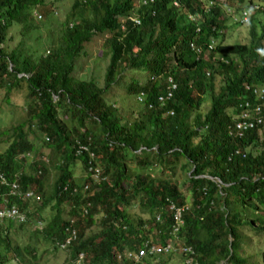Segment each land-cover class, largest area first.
<instances>
[{
  "label": "trees",
  "instance_id": "1",
  "mask_svg": "<svg viewBox=\"0 0 264 264\" xmlns=\"http://www.w3.org/2000/svg\"><path fill=\"white\" fill-rule=\"evenodd\" d=\"M138 1L74 0L60 39L55 41V37L49 44L48 54H36L31 49L26 53L21 42L18 49L9 48L8 30L13 24L23 25L22 29L31 25L37 13L33 9L45 1L0 0V86L25 94L26 115L0 135L9 138L0 154V172L10 180L21 173L19 184L26 190L31 184H41L26 172V162L38 179L46 174L43 164L38 167L33 160L37 140L43 139L61 155V176L51 196L58 213L41 232L55 245L65 237L70 219H75L79 237L69 249L67 264L80 251L91 254L92 264H122L112 248L123 251L134 237L144 234V220L135 224L127 214L134 204L152 220L160 215L156 225L162 226L160 240L165 239L173 222L174 212L167 210L170 203L186 208L179 237L191 251L184 264H248L252 255L247 257L244 242L264 235V132H260L264 124L243 136L230 134L229 125L235 126L233 117L247 101L252 108L262 106L264 116V101L254 94L256 88L264 87V29L259 36L257 25L251 24L250 43H225L227 8L217 0L207 9L197 0H175L178 5L174 0H157L152 7L139 10L141 25L122 23L123 17L136 10ZM249 4L258 6L263 15L264 6L252 0ZM191 14H199L200 23L191 20ZM94 35H103L109 49L103 87L94 79L78 80L73 73L77 57ZM212 38L218 42L208 50ZM191 42L201 47L200 56ZM122 65L149 74L148 81L133 80L126 88L130 95L145 93L143 109L127 119L104 98L120 80ZM169 75L177 90L162 105L159 97L168 92ZM206 99L210 107L202 113ZM78 144L94 153L93 163L101 169L99 182L85 175L90 182L86 191L71 168L78 159L88 172L87 152L76 156ZM21 154L32 159L20 158ZM66 186L68 191H64ZM75 187L78 194H73ZM39 190L43 192L41 185ZM12 202L27 208L17 198ZM64 204L71 208L68 219L60 212ZM99 215V231L86 235ZM27 223L0 222V264H36L33 260H39L34 247L17 244L18 231ZM244 230L255 235L245 236ZM262 257L264 262V253ZM146 264L157 263L148 258Z\"/></svg>",
  "mask_w": 264,
  "mask_h": 264
},
{
  "label": "rangeland",
  "instance_id": "2",
  "mask_svg": "<svg viewBox=\"0 0 264 264\" xmlns=\"http://www.w3.org/2000/svg\"><path fill=\"white\" fill-rule=\"evenodd\" d=\"M45 3H42L33 9L34 13H40L43 15L42 18H38L33 13L31 25H25V28L22 29L23 25L13 24L12 27L8 30V35L10 36V41H7L9 48H19L20 42L23 43L22 48L27 52L31 53V50L36 54H48L49 44L54 40H59L62 36V25L66 20V16L71 9V5L74 0H44ZM252 2L264 6V0H252ZM53 3V8H52ZM250 0H226L224 5L227 7L233 8H246L250 6ZM138 2L136 4V13H139ZM55 11L53 12L52 11ZM250 15L252 18L251 24H256V32L260 36L264 29V16L258 11L254 10L252 7L249 8ZM237 17H240L241 11L236 14ZM226 23L225 35L222 36V41L227 44L232 43H250L252 41L251 34V24H242L235 25L230 19H227L224 16ZM107 37V36H106ZM105 38L103 35H94L92 40L85 44L82 53L77 57L75 62V71H73L74 76L78 80H90L94 79L95 83L99 87L104 86V76L106 67L109 63V49L104 45ZM218 40H216L217 44ZM31 49V50H30ZM215 58L220 59L218 55H214ZM122 67V73L120 74V80L113 86H111L106 94L104 93L105 101L108 104H114L115 108L119 111L122 117L127 119V116L132 114L137 115L142 109L143 105L138 103L137 96L127 94L126 88L133 80L138 82H146L149 80V74L146 71L134 69L131 67ZM23 88V87H22ZM220 89V77L215 79V92L218 93ZM14 91V92H13ZM13 92V94H12ZM25 103V94L19 89H13L8 91L5 87L0 86V135H4L11 126L19 124L26 115L23 111V104ZM210 107L208 99L204 101L202 106V113H206ZM68 123L70 121L66 120ZM72 123V122H71ZM261 133L264 132V129L260 130ZM9 145V138L6 136L0 137V154L5 152L6 148ZM37 153L33 154V160L37 162L40 167L43 164V167L46 170V174L38 179V175L33 173V169L27 164L25 165V170L29 174L32 173L37 180L41 181V186L43 192H40L39 186L37 184H31L29 188L37 191L38 194L42 196V203L37 201H31L27 203V208L25 211L28 214V224L22 230L18 231V240L17 244L21 247L23 245H28L36 249V254L39 256L38 261H34L36 264H67L70 259V252L54 249L53 244L46 239L44 234L41 232L51 221L54 220L56 214L58 213L56 204L52 201V195L54 193V188L56 186V181L59 180L61 176L60 169L58 168L60 154L54 151L49 146H46L43 142L37 140ZM32 158V157H31ZM44 160L45 162H43ZM128 166L131 168L135 167V163L128 162ZM155 173L158 172L156 168H152ZM72 172L74 179L83 185L86 182L87 177L86 172L82 166L80 160H76L73 164ZM146 172V170H145ZM148 173V172H146ZM157 175V174H152ZM179 180L181 182L182 178ZM186 181V180H185ZM182 190L189 197L186 188L181 184ZM70 208L67 205H63L60 208L62 217L64 219L70 218L69 214ZM127 214L130 215V218L137 224V221L141 218L144 222L148 223L149 226L152 224L150 216L145 212L143 208H140L138 204H134L130 208H127ZM264 216V215H263ZM101 215L96 217V223L90 226L86 230L87 235H93L97 233L100 229L99 219ZM43 221V225H40L38 221ZM175 220L174 218L172 219ZM43 228H36L38 226ZM245 236H254L255 233L252 231H243ZM155 232H152L148 235L149 238L155 239ZM258 236V235H257ZM254 236V240L251 242L250 239H246L244 245L248 247L247 257L249 254L252 255L249 258L248 264H264L263 262V253H264V235ZM248 242V243H247ZM171 256H162L163 259H158V263L163 264H184V259L187 255L178 254L176 250H173L170 253ZM30 258V256H29ZM258 262V263H256ZM226 263V262H225ZM224 263V264H225Z\"/></svg>",
  "mask_w": 264,
  "mask_h": 264
},
{
  "label": "built area",
  "instance_id": "3",
  "mask_svg": "<svg viewBox=\"0 0 264 264\" xmlns=\"http://www.w3.org/2000/svg\"><path fill=\"white\" fill-rule=\"evenodd\" d=\"M197 1H199L202 4V7L204 9H207L210 5L214 3L212 0H197ZM217 1H221V0H217ZM154 2L155 0H142V3L147 6L150 4H153ZM174 4L178 5V2L175 1ZM253 9L257 11L259 7L254 6ZM229 13L235 23L248 24L250 21L251 15H250L249 10L241 11L240 17H237L236 13L233 12V10H229ZM263 16H264V12H263ZM38 17L42 18V15L38 14ZM189 18L197 23H200L201 17L199 14H191L189 15ZM132 19H133L134 24L138 25L141 23V20L138 17H132ZM213 46H214V41L211 40L210 43L207 45V49L208 50L213 49ZM191 48L196 53H198V55L202 53L201 47H198L194 42H191ZM221 59L224 60V58H221ZM168 82H169L168 92L159 97V103H161L162 105H165L166 102L171 101L174 97L175 91L177 90V84L174 82L172 77H169ZM254 94L257 99L264 101V87L256 88L254 90ZM143 99H144V94H139L138 102H142ZM251 106L252 105L249 101H247L244 107L243 105L240 106L239 113H237V115L233 117V122H235V126L229 125L230 134L236 135V136H243L247 131L254 129V128L255 129L260 128L264 124V116L262 115V111H263L262 106L256 105L257 106L256 108H252ZM171 114L174 115V112L172 111ZM76 152L78 155L84 152H87L88 154V159H87L88 168L87 169H88L89 175L94 182H99L101 180V169L93 163L94 153L90 151L87 148V146L81 145V144H78ZM236 152L246 156V152H243L241 149H237ZM0 180L3 185L10 186L6 178L3 175H0ZM17 189H18V185L16 181H14L13 184L11 185L10 195L12 196L16 195ZM68 189L69 187H66L65 191H67ZM88 189H89V185H85L84 190H88ZM73 193H78V189L75 188L73 190ZM31 196H32V193H26L24 195L25 198H29ZM1 198H3V196H1L0 194V199ZM185 210L186 208H176L174 205H171L169 207V211L174 212L173 218L175 219L174 220L175 225L173 226V229L170 233L171 238L166 240L164 244H159L151 238L144 239L142 241L141 246L138 249L127 251L126 255L130 257L132 260H134L135 262H139L146 255H156L159 253L168 254V253H171L173 250L178 251V249H180V251H183V252H190L191 248L189 246L180 247L178 246V243H177V232L180 227L177 225L180 223V221H182V216ZM3 219H13V220H16V222L20 223V222L26 221V215L23 212L19 211L15 206H11L9 204L8 199L4 197L3 200H0V220H3ZM156 219L157 221H159L160 217L157 216ZM73 238H75V231H73L72 236L67 239L66 243L63 244V246H65L67 243H70Z\"/></svg>",
  "mask_w": 264,
  "mask_h": 264
},
{
  "label": "clouds",
  "instance_id": "4",
  "mask_svg": "<svg viewBox=\"0 0 264 264\" xmlns=\"http://www.w3.org/2000/svg\"><path fill=\"white\" fill-rule=\"evenodd\" d=\"M156 1L157 0H155V2L153 3V4H150V5H144L143 3H142V0H139L138 1V8L139 9H141L142 7H152L155 3H156ZM225 1L226 0H221V1H218L219 3H222V4H224L225 3ZM258 5V4H257ZM259 6H261V5H259ZM253 8L254 6L252 5V6H249V7H246V8H241V9H239V8H233V7H227V12H226V14H225V17L227 18V19H230L235 25H242V24H239V23H235L234 21H233V19L231 18V16H230V13H229V10H233V12H235L236 14H238L240 11H243V10H249V8ZM136 10H134L133 11V13L131 14V15H127V16H125V17H123L122 18V23H124V22H126V21H131V22H133V19H132V17H138V18H140V20H141V23L140 24H138V25H141L142 24V16L141 15H137V13L135 12ZM258 11V10H257ZM38 14H40V13H36V16L38 17ZM155 14V13H154ZM42 15V14H41ZM43 17V16H42ZM39 18V17H38ZM251 22H252V18L250 17V21H249V23L248 24H251ZM133 24H134V22H133ZM134 25H137V24H134ZM211 40H213L214 41V46H213V48L215 47V45H216V39H211ZM210 40V41H211ZM190 46H191V44H190ZM198 54V53H197ZM201 55V54H200ZM200 55H198V56H200ZM221 58H224V60H226V58L224 57V56H220ZM220 58V59H221ZM222 60V59H221ZM209 73L207 72V75H208ZM169 77H172V79H173V76H171V75H169L168 77H167V80H169ZM174 80V79H173ZM175 82V81H174ZM176 83V82H175ZM177 84V83H176ZM139 94H144V99H143V101L142 102H138V103H140V104H142V103H144V101H145V93L143 92V91H141ZM138 94V95H139ZM55 99H57L58 97H54ZM137 99H138V96H137ZM149 108H151V105H149L148 106ZM237 115V113L234 115V116H236ZM77 147L78 146H76V148H75V150L77 149ZM76 153V156H78V154H77V152H75ZM83 154V153H82ZM86 154V153H85ZM81 155V154H80ZM88 155V154H87ZM20 158H27V159H32L30 156H28V155H26V154H21L20 156H19ZM88 158V157H87ZM78 160V159H77ZM76 162V161H75ZM74 162V163H75ZM73 163V164H74ZM73 164H72V166H71V168L73 167ZM88 170V169H87ZM0 175H3L5 178H6V180H7V182L9 183V185L10 186H8V185H3L2 184V182H1V180H0V194H1V196H3V198L5 197V198H7L8 199V201H9V204L11 205V206H15L19 211H21V212H23L25 215H26V221L25 222H20L21 224H25V223H27L28 222V214H27V212L24 210V209H21V208H19V206H17L15 203H13L12 202V200H14V199H19L20 201H22L23 203H25V204H27L28 202H31V201H37L38 203H42V196L40 195V194H38L37 193V191L36 190H34V189H31V188H29L28 187V189H26V190H23L21 187H20V184H19V177L21 176V173H16V174H14V178H13V180H10L7 176H6V174L5 173H3V172H0ZM86 175L89 177V179L94 183V181L91 179V177H90V175H89V172H87L86 173ZM203 177H207V176H203ZM208 178H210V179H212L211 177H208ZM14 181H16V183H17V185H18V189H17V191H16V195H14V196H12V195H10V190H11V185L13 184V182ZM218 180L216 179V182H217ZM218 184H220L219 182H217ZM38 186L39 185H41V184H37ZM85 185H89V187H90V183H85V184H83L82 186H83V190H84V186ZM66 187H69V186H66ZM65 187V188H66ZM75 188H77L78 189V193H79V188L78 187H75ZM74 188V189H75ZM69 189H70V187H69ZM68 189V190H69ZM73 189V190H74ZM67 190V191H68ZM64 191H65V189H64ZM84 191H86V190H84ZM26 193H32V196L31 197H29V198H25L24 197V195L26 194ZM78 193H73V194H78ZM54 195V194H53ZM52 195V196H53ZM3 198H1L0 200H3ZM64 205H67L68 206V204H64ZM171 205H174L176 208H185V206H178V205H175V204H173V203H170L169 205H168V207H167V210H168V212H170L169 211V207L171 206ZM69 207V206H68ZM70 208V207H69ZM70 210H71V208H70ZM186 211V210H185ZM69 214H70V211H69ZM184 215H185V212L183 213V216H182V221H180V223L177 225V226H180L179 227V230H178V232H177V243H178V246H188V245H184L183 243H181V239H180V237H179V234H180V231H181V227L184 225ZM159 217H160V215H158ZM156 218H157V216H156ZM152 220V219H151ZM160 220H161V217H160ZM159 220V221H160ZM9 221H12V222H14V223H16V224H20L19 222H16V220H13V219H3V220H0V222H9ZM153 222H152V224H151V226H149L148 225V223H146L145 222V225H143V229L141 230L144 234L143 235H138V237H134L133 238V242H132V244H130V245H127V247L128 248H126V249H124L123 251H120V250H118V249H115V248H112V252H113V256L115 257V259L118 261V262H122V264H146V259H152V261L154 262V263H157V264H161V263H158V258L160 257V256H165V255H167V256H171L170 255V253H168V254H162V253H159V254H156V255H146V256H144L142 259H141V261H139V262H135L134 260H132L130 257H128L127 255H126V252L127 251H131V250H135V249H138L140 246H141V244H142V241L144 240V239H149V237H148V235H150L152 232H155V239H153L155 242H157V243H159V244H164L165 242H166V240H168L169 238H171V235H170V233H171V231H172V229H173V226L175 225V222L173 221L172 222V225H170V227H169V232H168V234H167V237L165 238V239H163V240H160V229H161V227L162 226H160V225H156L157 223H156V221H157V219H156V221H155V218L152 220ZM29 223V222H28ZM27 223V224H28ZM38 223L40 224V225H43V221H38ZM26 224V225H27ZM38 224V226L36 227V228H43L42 226H40ZM43 230V229H42ZM73 231H75V238H73L72 240H71V242L70 243H67L65 246H63V244H65L66 243V241H67V239L69 238V237H71L72 236V234H73ZM65 233H66V235H65V237L63 238V239H58L56 242H55V245H56V247H58L57 249H61V250H65V251H69V249L71 248V246L78 240V237H79V235H78V229L76 228V226H75V219L74 218H71L70 219V221H69V224L66 226V228H65ZM87 235V234H86ZM152 239V238H151ZM55 245L53 244V246H54V249H55ZM190 247V246H189ZM177 253L178 254H183V255H188V252H183V251H180V249H178V251H177ZM187 257V256H186ZM91 254L90 253H88V252H85V251H80V252H78V254L76 255V257L75 258H73V259H71V262H72V264H92L91 263Z\"/></svg>",
  "mask_w": 264,
  "mask_h": 264
},
{
  "label": "water",
  "instance_id": "5",
  "mask_svg": "<svg viewBox=\"0 0 264 264\" xmlns=\"http://www.w3.org/2000/svg\"><path fill=\"white\" fill-rule=\"evenodd\" d=\"M20 75H22V74H20ZM217 182H219V183H220V181H217Z\"/></svg>",
  "mask_w": 264,
  "mask_h": 264
}]
</instances>
